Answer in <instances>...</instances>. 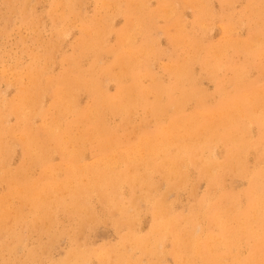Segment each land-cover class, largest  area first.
I'll return each mask as SVG.
<instances>
[{"label":"bare ground","instance_id":"1","mask_svg":"<svg viewBox=\"0 0 264 264\" xmlns=\"http://www.w3.org/2000/svg\"><path fill=\"white\" fill-rule=\"evenodd\" d=\"M2 1L9 7L22 3L18 12L28 25L32 9L24 5V0ZM96 1L102 9L113 8L112 12L125 16L126 24H133V29H123L117 34L116 44L104 48L108 19L85 20L78 14L82 34L73 48L76 53L65 58L66 70L55 80L46 78L45 70L55 46L41 43L43 51L34 55L26 69L15 75L19 81L15 102L0 104V182L7 186L6 193L0 196V230L5 229L14 244V236L18 240L21 236L7 227L8 220L19 222L27 217L34 227L48 225L53 222L54 208L67 210L76 219L77 230H81L87 223L98 220L88 207V199L96 195L109 215L116 219L114 225L126 232L115 246L85 248L74 243L65 258L56 264H88L91 259H96L98 264H165L163 259L167 254L174 264H264V89L243 101L237 93L240 73L235 72L232 79L233 94L222 90L215 73L229 48L241 53L244 62L254 55L264 61L261 46L264 30L258 20L264 13V0H248L245 15L257 18L253 28L250 26L253 34L248 40L251 42L229 40L232 18L227 13L222 15L228 21L223 28L224 43L218 48L203 49L204 57L198 55L202 49L198 40L176 26L179 29L168 39L173 48L182 46V54L174 56L173 63L164 68L169 76L168 84L154 78L149 69L150 58L163 54L156 51L154 19L162 16L171 24L177 15L174 4L181 0H157L161 5L159 11L149 9L148 0H127L124 10H120L119 0ZM220 1L228 6L233 2ZM188 2L196 10L197 26L204 28L210 0ZM48 3V16L55 35L61 38L66 33L63 26L69 27L70 16L75 15V0H48ZM238 22L240 19L231 25ZM137 36L140 37L138 43ZM105 50L113 56L109 65L101 61V51ZM86 53L92 54L93 59L83 71L78 58ZM195 63H199L210 80L217 82L218 101L212 110L205 109V94L192 73ZM112 68L117 69L116 73L112 74ZM234 70L238 71L237 67ZM104 79L116 83L113 96L105 92ZM49 88H53L51 94L60 102L42 110L50 120L35 129L30 123L32 114L36 113L33 110ZM79 91L87 93L91 99L83 110L76 107ZM149 96L152 101L148 100ZM188 102H194L199 111L185 113L183 109ZM136 106L156 120L154 129L139 126L138 135L134 134L132 139L135 144L126 137L128 145L124 153L117 154L115 131L106 127L104 113L120 115L123 122H128ZM8 115L16 118L14 128L6 125ZM250 124L262 128H257L255 137L249 136V129L245 127ZM16 131L20 132L18 137ZM11 140L23 148V158L18 170L6 173L5 151ZM92 142L102 157L96 164L86 165L83 151L86 143ZM219 144L225 147L222 160L214 154ZM253 150L255 166L248 171L245 156ZM54 154L60 155L62 166L51 163ZM32 166L43 170L35 181L26 176ZM189 166L198 168L200 177L207 182V190L193 200L186 215L177 214L172 204L165 201V195L159 193L154 175L159 174L169 190L176 189L186 184ZM234 173L246 175L248 183L242 192L227 191L221 182L223 174ZM123 188L129 191L127 198L123 196ZM14 200L17 203L11 216L7 212ZM144 202L152 214V223L148 232L141 234L135 225V213L139 203ZM167 240L170 241L168 253L162 250ZM242 246L247 249L245 256L241 254Z\"/></svg>","mask_w":264,"mask_h":264},{"label":"rangeland","instance_id":"2","mask_svg":"<svg viewBox=\"0 0 264 264\" xmlns=\"http://www.w3.org/2000/svg\"><path fill=\"white\" fill-rule=\"evenodd\" d=\"M106 1H108V3L112 2V0ZM126 1L127 0L118 1L120 10H124ZM75 3L76 12L74 16H70L71 22L68 24L69 27H65V25L63 26L66 30L65 35L61 38H57L52 25V19L48 16V0H24V5L29 8L31 7L32 9V14L28 16V25L22 21V16L18 12L22 3L19 2L18 5L14 4V7H9L8 4L0 0V104L11 101L15 102L19 82L15 79V75L22 72L21 70L26 69V67L32 62L34 55H39L43 51L41 43H49L55 46L52 58L47 64V69L45 70L46 78L48 80H55L56 77L66 70L68 65L65 58L76 53L73 48L78 40H80L82 34V25L79 21L78 14H80L85 20L95 18L103 21L105 17L108 19V30L106 29L103 36L104 48L113 47L117 42V34L122 32L123 29H133V24H126L125 16L120 13L115 14L112 12L114 11L113 8L102 9L96 0H75ZM230 3L231 5L228 6L222 4L220 0H210L209 16L203 21V24L205 25L204 28L197 26L195 18L196 10L189 4L188 0H181L174 4L175 8H177V15L173 18L171 24H167L162 16L155 17L154 22L156 23V26L153 30V36L155 38L156 51H161L163 54L157 55L156 58H150L149 69L152 71V76L163 84H168L169 76L164 68L173 63L174 56L182 54V46L179 48H173L168 39V36L175 34L179 29L178 27L176 28V26H180V28L182 27L181 30H184V33H189L198 40V43L202 48L198 54L200 57L205 56L203 49L218 48L219 45L224 43L223 41H225V37L223 28L227 25L228 21L227 19L222 18V15H227V13H229L232 18V22H230L231 30L229 40L238 43L251 42V40H248L253 34L250 30V26L253 28L257 22V18L253 16L249 18L245 15L248 0H233V2L231 1ZM147 7L149 9L157 8L159 11L161 5L157 0H148ZM238 19H240V22L231 25ZM258 20H260V28L264 30V13L259 16ZM187 27L189 29H187ZM156 35H158L157 38ZM139 41L140 37L137 36L136 43ZM261 43V46L264 49V39H262ZM237 54L241 56L239 57ZM242 56L241 53H237L229 48L226 51L225 58H221L220 68H218L215 73L219 82L221 81L222 90L230 94L234 89V80L232 81V79L235 72L240 73L241 83L239 84L240 88L237 90V93L240 98H243V101H247V99L261 93L264 89V61L262 57L254 55L244 62ZM92 59L93 55L90 53L81 55L78 58L79 66L83 71L88 69ZM101 61L106 65L111 64L113 61L112 54L108 53L106 50L101 51ZM51 65L54 66L52 67ZM229 66H233V68H230ZM235 67H237L238 71L234 70ZM116 71V68H112V74L116 73ZM192 73L197 78L201 91L205 94L204 101L207 105V107L205 106V109H214V105L217 104L218 101L217 96L215 95V85L217 82L212 79L210 80L209 76L202 70L199 63L193 64ZM21 80L23 83H26L24 78ZM104 80H106L103 81L105 92L109 96H113L117 89L116 83L113 80ZM144 82V85H146L147 81L144 80ZM52 89L53 88H49V90L43 94L39 102L36 103V108L33 110L36 113L32 114L30 123L35 129L42 127L45 121L50 120L49 116H44L42 114V110L48 108L51 104L53 105L54 102H60V99H55V96L51 94ZM233 93L235 92H232V94ZM148 100L152 101V96H149ZM164 101L165 99L162 100V102ZM256 101H259L257 97ZM64 103L65 102H63V104ZM90 103L91 99L87 93L81 91L76 93V107L83 110L89 106ZM138 107L139 106L133 108L134 111L132 110L129 115L128 122H123L120 115L111 114L108 111L104 113L103 121L106 127L115 131V141L117 143L115 151H117V154L124 153L126 146L128 145L126 137H128L129 140H132L134 134L137 136L139 133V126L143 125L147 130L154 129L156 120ZM183 110L185 113H192L198 109L195 107L194 102H188ZM251 110L253 111V109ZM254 110L257 111L259 109L254 108ZM69 117L70 116H68V119ZM6 125L10 128H14L16 125V118L13 115H8L6 117ZM245 127L247 128V131L249 129V136L255 137L257 128L260 126L257 124H250ZM262 130L264 131V129ZM19 134L20 132L16 131V137H18L17 135ZM131 142L133 143L134 140ZM95 145L94 142L91 144L86 143V148L83 151L84 164H96L99 158L102 157V154L94 149ZM22 150L23 148L17 143V141H15V143H13L12 140L10 141V145L5 151L6 157L4 171L6 173H13L21 167L23 158ZM224 153L225 147H223L222 144H219L214 148V154L218 160H222L221 158ZM255 160V151L247 152L245 163L248 171H251L254 168ZM51 163L54 166L63 165L62 158L59 154H54L51 157ZM42 171L43 170L40 169V167L32 166L26 172V176H28L30 181H35L42 175ZM187 175L186 184L172 190L168 189L159 174L154 175V179L158 184L159 193L165 195V201L168 204H172L173 210L177 214L182 213L186 215L193 200L200 198L207 190V182L200 177L197 167L189 166ZM60 176H62V173ZM243 181H245V183H243ZM221 182L224 184L227 191H232L234 193L242 192L248 183L246 175L242 176L238 173L223 174ZM6 189V184L0 182V196L6 193ZM122 192L124 194L123 196L127 198L129 194L128 189L123 188ZM16 203L15 200L11 202L10 211L7 212L10 213L11 216L14 214V211L11 210H13V206ZM139 204L140 206L135 213V225L136 228H138L137 230L139 233L145 234L148 232L149 226L152 223V214L150 213L147 203L144 202ZM88 207L91 208L93 216L95 215L94 218H97L98 220L96 222H89V224L87 223L88 225L86 224L81 230H77L76 219L72 218L65 209L54 208L53 222L48 225L44 224L42 226L37 225L34 227L31 225L30 220L27 217L25 218L26 220L23 219L19 222L11 221V219L8 220L7 222L9 224L7 227L10 230L11 228L12 230H15V234H19L21 239L18 240L14 236L13 244V237L5 234V229L0 230V264H56L55 262L65 258L67 251L74 245V243L82 247L85 246V248H99L109 245L115 246L119 237L123 235L126 230L114 225L116 219L109 215L96 195H92L88 199ZM243 247L244 246L241 248V254L242 256H245L247 255V249ZM162 248V250L168 253L170 249V241H165ZM17 249L20 250L18 251ZM138 255L139 253L137 252L136 256ZM163 262L165 264H174L173 259L168 254L164 256ZM88 264H98V262L96 259H91Z\"/></svg>","mask_w":264,"mask_h":264}]
</instances>
